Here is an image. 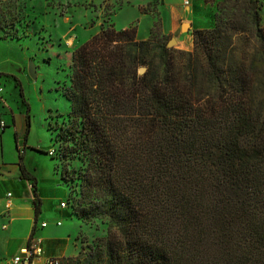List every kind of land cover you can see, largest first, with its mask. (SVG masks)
<instances>
[{"label":"trees","instance_id":"trees-1","mask_svg":"<svg viewBox=\"0 0 264 264\" xmlns=\"http://www.w3.org/2000/svg\"><path fill=\"white\" fill-rule=\"evenodd\" d=\"M250 10L247 26L232 13L193 30L191 52L109 25L71 53L62 97L86 171L66 204L107 233L61 264H264V26ZM18 166L36 189L22 153Z\"/></svg>","mask_w":264,"mask_h":264},{"label":"rangeland","instance_id":"rangeland-1","mask_svg":"<svg viewBox=\"0 0 264 264\" xmlns=\"http://www.w3.org/2000/svg\"><path fill=\"white\" fill-rule=\"evenodd\" d=\"M136 1L140 4L139 11L149 15L140 21L141 36L146 39H138H149L176 50L193 51L192 32L198 24L211 28L219 18L235 13L245 26L249 25L253 5L264 26V0H205L200 5L201 14L187 17L185 23H190L191 28L183 31L181 27L177 33L167 35L163 34L157 13L160 0ZM186 1L192 3V0H169L167 13L170 7L183 12ZM16 2L2 5L0 9L3 30H0V87L3 90L0 122L7 125L5 130L0 128V264H13V257L25 249L33 229L34 236L44 239L45 253L63 261L77 256L82 247L107 233V225L101 220L84 221L70 207L59 208L61 201L67 202V199L70 206L79 204L80 177L86 171V164L74 154L67 121L69 103L62 97L71 87V53L98 33L101 26L114 25L119 11L122 10L116 19L117 30L123 23L138 18L139 13L136 7H131L132 0ZM198 18L201 22H197ZM150 19L154 20L151 29ZM137 22L128 28H137ZM172 39L175 43L170 45ZM31 62L36 67L35 78L29 70ZM21 92L29 105L28 134L27 107ZM53 145L57 146L58 156L50 158L45 152ZM24 152V163L38 179L40 198L31 181H20L19 154ZM36 198L42 211L37 219L34 217ZM7 202L10 207L6 206ZM42 221L49 226L41 229ZM57 221L61 224L57 225Z\"/></svg>","mask_w":264,"mask_h":264},{"label":"crops","instance_id":"crops-1","mask_svg":"<svg viewBox=\"0 0 264 264\" xmlns=\"http://www.w3.org/2000/svg\"><path fill=\"white\" fill-rule=\"evenodd\" d=\"M202 1H205V0H192V3H188V4H186L187 6H186V9H183V12H180V11H178L177 9H175V8H173V7H170V10H169V12L167 13V11H166V8H167V5H168V3H169V0H160V4L157 6V13H158V17L161 19V21H162V30H163V34H174V33H177L178 32V30H179V28H181L182 27V25L187 21V17H191V16H196V15H199V14H201V10H200V5L203 3ZM132 4L133 5H131V7L132 8H134V7H136L137 8V10H138V13H139V17L138 18H134L133 20H130V21H128V22H126V23H123L122 24V26L120 27V30H124V29H126V28H128L130 25H132V23L135 21V20H137L138 22H137V24H138V26H137V28H136V34H137V38L138 37H142V38H144V39H146V37H143V36H141V31H140V21L142 20V19H144L145 17V19H148L149 17V15L148 14H142L140 11H139V9H138V7L140 6V4H138V2L139 1H134V0H132ZM147 2V1H146ZM135 3V4H134ZM184 4H185V2H184ZM189 6H191V8L189 7ZM188 11V12H187ZM203 11H204V9H203ZM122 12V10L121 11H119V13H121ZM119 13H117V14H115V19H114V26L115 27H117V21H116V19H117V16H118V14ZM144 17V18H143ZM148 17V18H147ZM208 18H209V16H208ZM207 18V19H208ZM151 20V23H150V29L154 26V20L153 19H150ZM197 22H201L200 20H199V18H198V20H197ZM190 24V23H189ZM149 29V28H148ZM196 29H203V26H201V25H197L196 27L194 26V28H193V30H196ZM0 30H2V29H0ZM5 123V122H4ZM6 125V124H5ZM6 127H7V125H6ZM6 127L3 129V130H5L6 129ZM28 140H26V142H25V146H26V148L29 146V143L27 142ZM23 155L25 156L26 155V152H24L23 153ZM25 164V163H24ZM19 167V166H18ZM25 167L27 168V170H28V172L33 176V177H35L36 178V193H37V195H38V197H39V182H38V179H37V177L33 174V172H32V170L31 169H29L27 166H26V164H25ZM8 170V169H7ZM20 171V170H19ZM18 171V172H19ZM19 174H20V176H21V173L19 172ZM40 198V197H39ZM41 200V199H40ZM60 208V207H59ZM62 209V208H61ZM41 214H42V212H41ZM42 222H45V221H42ZM41 222V223H42ZM49 226V223H47V226L46 227H44V228H47ZM44 228H41V229H44ZM41 231V230H40ZM40 238H42V237H40ZM43 239V238H42ZM44 240V239H43ZM46 255H48L47 253H46ZM49 256V255H48Z\"/></svg>","mask_w":264,"mask_h":264},{"label":"built area","instance_id":"built-area-1","mask_svg":"<svg viewBox=\"0 0 264 264\" xmlns=\"http://www.w3.org/2000/svg\"><path fill=\"white\" fill-rule=\"evenodd\" d=\"M16 0H0V9L3 8L2 5L15 4ZM185 4H188L187 1ZM3 90L0 87V95ZM2 98V96H1ZM6 127L5 123L0 122V128L3 130ZM55 150L53 148L49 149V155H54ZM8 197H12L11 193L7 194ZM7 207H10V202H7ZM60 207L66 208V202H62ZM61 222L57 221V225H60ZM47 226V222L41 223V228ZM13 264H61V259L55 256H48L45 253V249L43 246V239L37 236H33L28 243L26 244L25 249L18 255H15L12 259Z\"/></svg>","mask_w":264,"mask_h":264},{"label":"water","instance_id":"water-1","mask_svg":"<svg viewBox=\"0 0 264 264\" xmlns=\"http://www.w3.org/2000/svg\"><path fill=\"white\" fill-rule=\"evenodd\" d=\"M192 26H191V24H189V23H184L183 25H182V30L183 31H187L189 28H191ZM175 43V39H172L171 41H170V45H173ZM31 65H30V68H29V70H30V73H31V75L35 78L36 77V67L34 66V64L31 62L30 63ZM145 71V68H140L139 69V72L140 73H143Z\"/></svg>","mask_w":264,"mask_h":264}]
</instances>
